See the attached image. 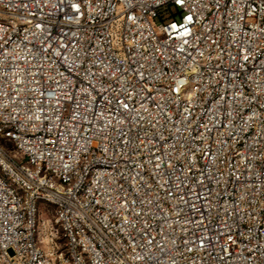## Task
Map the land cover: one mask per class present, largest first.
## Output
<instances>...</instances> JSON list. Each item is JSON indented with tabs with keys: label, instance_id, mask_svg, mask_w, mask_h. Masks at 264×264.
I'll return each mask as SVG.
<instances>
[{
	"label": "built area",
	"instance_id": "obj_1",
	"mask_svg": "<svg viewBox=\"0 0 264 264\" xmlns=\"http://www.w3.org/2000/svg\"><path fill=\"white\" fill-rule=\"evenodd\" d=\"M0 264H264V0H0Z\"/></svg>",
	"mask_w": 264,
	"mask_h": 264
},
{
	"label": "rangeland",
	"instance_id": "obj_2",
	"mask_svg": "<svg viewBox=\"0 0 264 264\" xmlns=\"http://www.w3.org/2000/svg\"><path fill=\"white\" fill-rule=\"evenodd\" d=\"M48 210H49L48 207L43 208L42 218L48 219L49 217H51V213Z\"/></svg>",
	"mask_w": 264,
	"mask_h": 264
}]
</instances>
